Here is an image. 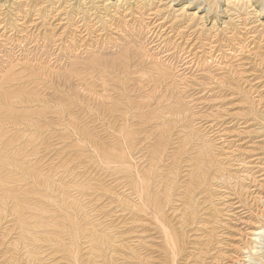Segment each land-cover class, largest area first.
I'll return each mask as SVG.
<instances>
[{
    "label": "rangeland",
    "instance_id": "374dc122",
    "mask_svg": "<svg viewBox=\"0 0 264 264\" xmlns=\"http://www.w3.org/2000/svg\"><path fill=\"white\" fill-rule=\"evenodd\" d=\"M135 2L0 0V264L153 263L162 215L235 264L264 223V1Z\"/></svg>",
    "mask_w": 264,
    "mask_h": 264
},
{
    "label": "bare ground",
    "instance_id": "6f19581e",
    "mask_svg": "<svg viewBox=\"0 0 264 264\" xmlns=\"http://www.w3.org/2000/svg\"><path fill=\"white\" fill-rule=\"evenodd\" d=\"M100 1V0H99ZM118 1V0H117ZM126 1V0H124ZM135 2V0H132ZM142 1V0H140ZM135 2V8L137 11H141L150 8L152 4H148L147 2ZM151 1V0H150ZM171 1V0H170ZM189 1V4L192 6H196L198 9H205L206 12L213 9L214 5L216 4V0H187ZM264 1V0H262ZM156 2V1H154ZM161 1H159L160 3ZM167 2V1H166ZM19 3V2H18ZM21 3V2H20ZM153 3V2H151ZM157 3V2H156ZM90 5V4H89ZM125 5V4H124ZM129 5V4H128ZM133 5V4H132ZM162 5V4H161ZM164 5V3H163ZM66 6V5H65ZM158 6V5H157ZM115 7V6H114ZM100 8V7H99ZM103 8V7H102ZM131 8V7H130ZM153 8V7H151ZM155 8V7H154ZM163 8V7H162ZM185 8V7H184ZM62 9V8H61ZM86 9V8H85ZM132 9V8H131ZM157 9V8H156ZM165 9V8H164ZM128 10V8H127ZM54 11V10H53ZM102 11V10H101ZM56 12V11H55ZM60 12V11H59ZM90 12V11H89ZM122 12V11H121ZM124 12V11H123ZM130 12V11H128ZM135 12V11H134ZM154 12V11H151ZM150 12V13H151ZM40 13V12H39ZM88 13V12H87ZM139 13V12H138ZM89 14V13H88ZM110 14V13H109ZM142 15V13H139ZM156 15V13H153V15ZM196 14V13H195ZM75 28V27H74ZM85 32V31H84ZM131 44V43H130ZM258 162V161H257ZM120 168V167H118ZM257 174V173H256ZM151 180V179H150ZM139 185V184H138ZM142 185V184H141ZM137 186V185H136ZM137 188V187H136ZM140 188V187H139ZM184 192V191H183ZM138 195V194H137ZM261 201V200H260ZM144 203V202H143ZM240 205V204H239ZM1 206V205H0ZM247 206V205H245ZM233 207V206H232ZM239 207V206H238ZM237 207V208H238ZM253 207V206H252ZM12 208V207H11ZM151 208V207H150ZM234 209V208H233ZM251 209V208H250ZM256 209V208H255ZM147 210V209H146ZM253 210V208L251 209ZM148 211V210H147ZM243 211V210H242ZM254 211V210H253ZM164 212V211H163ZM233 212V211H232ZM249 212V211H247ZM246 212V213H247ZM262 212V211H261ZM10 213V212H8ZM239 213V211H238ZM242 213V212H241ZM240 213V214H241ZM250 213V212H249ZM264 213V211H263ZM244 214V213H242ZM254 214V213H253ZM159 216V214H157ZM260 215V213H259ZM150 216L151 213H150ZM155 216V215H154ZM152 216V217H154ZM163 216V215H162ZM162 216L160 219L157 220L158 229L160 230V234H162V240H163V246H162V252L159 253L158 257L156 258L155 262L150 263L148 259H145V261L142 262V264H189V255L185 252L184 246L189 243H184L185 239L183 238V234L179 235L178 232L175 231L174 227L167 224L165 221H163ZM262 219L264 221V215L261 213ZM260 216V218H261ZM187 219V218H186ZM185 219V220H186ZM188 221V220H187ZM191 221V220H190ZM189 222V221H188ZM192 222V221H191ZM258 227L257 230L252 233L253 238L247 242H249L248 245H246V248L243 247L242 252L238 255L235 264H264V223H261L258 221ZM171 224V223H170ZM179 224V223H178ZM193 224V223H192ZM195 226V225H194ZM200 226V225H199ZM187 227V226H186ZM179 230V229H177ZM180 231V230H179ZM183 231V230H182ZM187 231V230H186ZM221 231V230H220ZM5 232V231H4ZM181 232V231H180ZM196 232V231H195ZM253 232V231H252ZM201 233V232H200ZM1 235V234H0ZM202 235V234H201ZM205 236V235H204ZM187 237V236H186ZM206 237V236H205ZM191 240V239H190ZM206 242V241H204ZM198 243V242H197ZM220 243V242H219ZM191 244V243H190ZM186 245V246H187ZM203 245V244H202ZM214 245V244H213ZM245 245V244H244ZM195 246V245H194ZM193 248L195 249V247ZM197 247V245H196ZM213 247V246H212ZM198 249V248H197ZM240 249V248H239ZM199 250V249H198ZM235 250V249H234ZM236 251V250H235ZM239 251V250H238ZM219 252V251H218ZM202 254V253H201ZM207 255L208 253H203V255ZM220 254V253H219ZM154 255V254H153ZM119 256V255H118ZM156 256V255H155ZM192 256V255H191ZM200 256V255H199ZM202 256V255H201ZM215 256V255H214ZM207 258V256L205 257ZM212 258V257H211ZM217 258V256H216ZM215 258V259H216ZM236 258V257H235ZM202 259V258H201ZM204 259V258H203ZM214 259V258H213ZM226 259V258H224ZM230 259V258H229ZM192 260V259H191ZM194 260V259H193ZM205 260V259H204ZM200 262L199 264H205V261ZM233 261V260H232ZM231 261V262H232ZM194 262V261H193ZM215 262V261H214ZM222 261L220 258L215 262V264H220ZM92 264V263H91ZM194 264H198L197 262ZM208 264V263H207ZM212 264V263H211ZM233 264V263H232Z\"/></svg>",
    "mask_w": 264,
    "mask_h": 264
}]
</instances>
